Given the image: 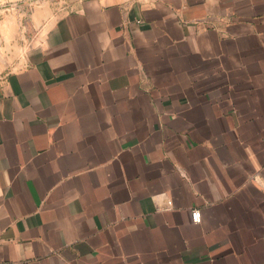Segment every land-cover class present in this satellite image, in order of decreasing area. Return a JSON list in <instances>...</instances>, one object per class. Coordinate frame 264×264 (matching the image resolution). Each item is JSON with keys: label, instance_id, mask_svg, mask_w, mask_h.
<instances>
[{"label": "crops", "instance_id": "crops-1", "mask_svg": "<svg viewBox=\"0 0 264 264\" xmlns=\"http://www.w3.org/2000/svg\"><path fill=\"white\" fill-rule=\"evenodd\" d=\"M53 3L0 54V264H264V0Z\"/></svg>", "mask_w": 264, "mask_h": 264}, {"label": "rangeland", "instance_id": "rangeland-1", "mask_svg": "<svg viewBox=\"0 0 264 264\" xmlns=\"http://www.w3.org/2000/svg\"><path fill=\"white\" fill-rule=\"evenodd\" d=\"M44 1L30 0L28 9L24 10V13L17 11L16 7L12 8V20L16 25L13 29L12 41L8 40L7 43L5 41V44H0V54H3L8 61L6 63H9V60L14 63L13 65L18 63L26 51L35 46L43 37L50 19L54 17V13H51L49 18L41 19L39 22L38 9ZM61 1L63 0H53V4L57 7Z\"/></svg>", "mask_w": 264, "mask_h": 264}, {"label": "built area", "instance_id": "built-area-1", "mask_svg": "<svg viewBox=\"0 0 264 264\" xmlns=\"http://www.w3.org/2000/svg\"><path fill=\"white\" fill-rule=\"evenodd\" d=\"M255 179L264 188V177L259 174V175H256ZM191 215H192V219H193L194 222H198L200 220V212H199V210H193Z\"/></svg>", "mask_w": 264, "mask_h": 264}]
</instances>
